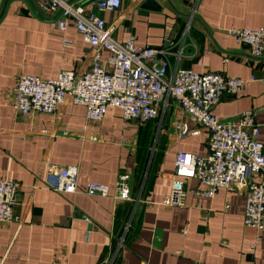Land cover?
<instances>
[{
  "label": "crops",
  "instance_id": "crops-1",
  "mask_svg": "<svg viewBox=\"0 0 264 264\" xmlns=\"http://www.w3.org/2000/svg\"><path fill=\"white\" fill-rule=\"evenodd\" d=\"M44 0H0V178L16 183L12 221L0 223V264H264V233L258 239L244 225L243 189L185 180V205H166L179 151L206 155L209 132L170 99L156 120L125 121L109 106L101 121L70 98L55 113L22 114L12 107L21 74L55 78L62 70L84 73L90 44L70 24L56 26L60 11ZM92 8L94 0H67ZM116 11L100 13L114 38L130 36L139 46L169 51L170 69L215 71L249 80L236 95H225L213 112L233 120L253 111L264 143V59L253 57L227 30L264 27V0H121ZM65 40L70 44L66 45ZM107 57L108 51H102ZM188 128L180 135L177 124ZM52 164L78 167V192L46 188ZM127 174L130 199L118 197ZM108 187L107 196L88 195L89 184Z\"/></svg>",
  "mask_w": 264,
  "mask_h": 264
},
{
  "label": "built area",
  "instance_id": "built-area-1",
  "mask_svg": "<svg viewBox=\"0 0 264 264\" xmlns=\"http://www.w3.org/2000/svg\"><path fill=\"white\" fill-rule=\"evenodd\" d=\"M121 0H94L92 8L67 0H44L49 12L60 11L56 26L65 30L73 24L90 44L92 61L89 70L76 73L62 70L57 77L43 79L36 75L18 76L12 107L22 114L55 113L60 104L70 98L86 108L90 121H101L109 106L122 110L125 121L156 120L176 101L184 115L209 132L208 152L198 155L179 151L176 155L172 191L164 199L166 205H185V180L194 178L206 186L200 194L213 197L219 188L243 189L245 201L244 225L264 233V143L258 139L259 127L253 111L233 120H220L213 110L225 95H236L247 85V79L220 72H197L177 66L170 69L169 51L151 46H139L130 36L125 42L114 38L113 26H107L100 13L116 11ZM227 33L246 45L250 54L264 59V27L230 28ZM65 44H70L65 40ZM108 51L103 57L102 51ZM180 135L189 131L185 123L177 124ZM79 170L75 165L52 164L47 167L45 187L62 193L78 192ZM129 175L120 176L118 197L129 200ZM16 183L0 178V223L12 221ZM88 195L107 196L108 187L91 183ZM112 249L107 264L121 246Z\"/></svg>",
  "mask_w": 264,
  "mask_h": 264
},
{
  "label": "water",
  "instance_id": "water-1",
  "mask_svg": "<svg viewBox=\"0 0 264 264\" xmlns=\"http://www.w3.org/2000/svg\"><path fill=\"white\" fill-rule=\"evenodd\" d=\"M145 7L149 9H158L159 8V3L155 0H146L145 2Z\"/></svg>",
  "mask_w": 264,
  "mask_h": 264
}]
</instances>
